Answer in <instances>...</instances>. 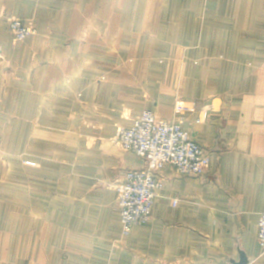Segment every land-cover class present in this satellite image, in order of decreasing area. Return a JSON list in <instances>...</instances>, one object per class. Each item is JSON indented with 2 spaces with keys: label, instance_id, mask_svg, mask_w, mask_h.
Returning a JSON list of instances; mask_svg holds the SVG:
<instances>
[{
  "label": "crops",
  "instance_id": "1",
  "mask_svg": "<svg viewBox=\"0 0 264 264\" xmlns=\"http://www.w3.org/2000/svg\"><path fill=\"white\" fill-rule=\"evenodd\" d=\"M177 101L209 170L156 171L123 237L116 185L146 164L114 137ZM261 213L264 0H0V264H264Z\"/></svg>",
  "mask_w": 264,
  "mask_h": 264
},
{
  "label": "built area",
  "instance_id": "2",
  "mask_svg": "<svg viewBox=\"0 0 264 264\" xmlns=\"http://www.w3.org/2000/svg\"><path fill=\"white\" fill-rule=\"evenodd\" d=\"M6 18L14 41L21 42L36 34L33 21ZM174 111V118L163 119L146 110L130 127L118 129L114 137L119 147L135 153L146 164L143 168L125 170L116 185L123 237H128L135 226L152 221V208L160 187L156 171L172 167L180 175L203 176L209 170V153L184 128L183 115L196 112L197 107H186L177 101ZM258 241L264 253V213L258 220Z\"/></svg>",
  "mask_w": 264,
  "mask_h": 264
}]
</instances>
